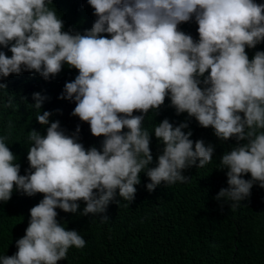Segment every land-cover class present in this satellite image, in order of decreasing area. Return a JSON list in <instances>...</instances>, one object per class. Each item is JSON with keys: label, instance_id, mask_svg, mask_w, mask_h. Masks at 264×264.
<instances>
[{"label": "clouds", "instance_id": "clouds-1", "mask_svg": "<svg viewBox=\"0 0 264 264\" xmlns=\"http://www.w3.org/2000/svg\"><path fill=\"white\" fill-rule=\"evenodd\" d=\"M78 5L88 12L81 27L58 17L55 0H0V90L22 75L37 125L14 153L11 121L0 135V202L14 189L43 194L18 251L0 264H58L86 244L65 215L83 208L80 216L107 222L139 192L189 182V168L226 169L228 187L214 197L221 210L238 209L255 183L264 188V0ZM54 79L61 85L49 105ZM191 123L236 143L218 152L191 139ZM130 244L109 238L92 249L118 261Z\"/></svg>", "mask_w": 264, "mask_h": 264}, {"label": "trees", "instance_id": "trees-1", "mask_svg": "<svg viewBox=\"0 0 264 264\" xmlns=\"http://www.w3.org/2000/svg\"><path fill=\"white\" fill-rule=\"evenodd\" d=\"M55 1L58 17L64 23L78 27L85 23L88 12L78 5L79 0ZM4 82L7 89L0 90V135L7 134L11 121L13 128L6 144L14 153L25 144L24 131L37 125L27 80L22 75H11ZM60 85L57 79L47 85L49 105ZM9 95L13 97L10 108L5 107ZM62 125L68 127L66 122ZM190 128L191 139L206 140L218 152L230 151L236 143L234 139L221 142L192 123ZM225 172L212 168V163L201 172L189 168L183 173L191 177L189 182L162 184L153 194L139 192L128 207L111 208L110 218L104 223L97 215L80 216L83 208L65 215L67 230H78L86 244L83 249L70 247L66 259L58 264H264V188L255 183L238 209L221 210L214 197L222 187H228ZM42 199V193L28 197L14 189L8 202H0V256L18 251L15 241L25 235L30 209ZM254 220L256 226L251 228L249 224ZM126 237L132 244L122 251L118 261L110 253L99 254L92 249L109 238Z\"/></svg>", "mask_w": 264, "mask_h": 264}]
</instances>
